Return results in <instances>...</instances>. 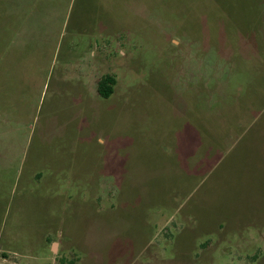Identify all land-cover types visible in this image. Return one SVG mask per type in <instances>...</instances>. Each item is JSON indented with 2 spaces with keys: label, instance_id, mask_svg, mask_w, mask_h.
I'll list each match as a JSON object with an SVG mask.
<instances>
[{
  "label": "rangeland",
  "instance_id": "374dc122",
  "mask_svg": "<svg viewBox=\"0 0 264 264\" xmlns=\"http://www.w3.org/2000/svg\"><path fill=\"white\" fill-rule=\"evenodd\" d=\"M0 264H264V0H0Z\"/></svg>",
  "mask_w": 264,
  "mask_h": 264
},
{
  "label": "trees",
  "instance_id": "16d2710c",
  "mask_svg": "<svg viewBox=\"0 0 264 264\" xmlns=\"http://www.w3.org/2000/svg\"><path fill=\"white\" fill-rule=\"evenodd\" d=\"M115 81L112 77L106 75L102 77L97 83V93L103 99H107L113 93V86Z\"/></svg>",
  "mask_w": 264,
  "mask_h": 264
}]
</instances>
